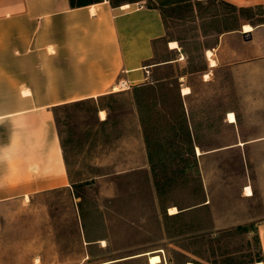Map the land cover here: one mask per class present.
I'll return each instance as SVG.
<instances>
[{
    "label": "rangeland",
    "instance_id": "rangeland-1",
    "mask_svg": "<svg viewBox=\"0 0 264 264\" xmlns=\"http://www.w3.org/2000/svg\"><path fill=\"white\" fill-rule=\"evenodd\" d=\"M129 1L134 0H112ZM158 5L167 36L156 44L152 64L173 55L169 39L179 42L185 56L174 54L182 60L151 67L152 80L174 83L163 91L165 105L154 108L159 125L151 134L164 158L158 151L149 159L133 89L60 108L72 186L5 204L0 264H150L149 255L127 258L144 252L159 254V264H256L262 257L257 203L241 195L246 180L241 149L219 157L216 146L238 137L229 111L245 130L242 138L264 130V7L240 9L216 0H158ZM246 23L254 27L257 42L245 40L242 32L227 39L220 65L203 77V49L216 44L218 31L238 24L243 30ZM182 83L193 87L183 98L188 135L171 116L181 112ZM169 118L173 129L167 127ZM179 146L183 155L176 153ZM253 151L264 154V148ZM174 205L180 213L169 212Z\"/></svg>",
    "mask_w": 264,
    "mask_h": 264
},
{
    "label": "crops",
    "instance_id": "crops-1",
    "mask_svg": "<svg viewBox=\"0 0 264 264\" xmlns=\"http://www.w3.org/2000/svg\"><path fill=\"white\" fill-rule=\"evenodd\" d=\"M145 1L92 0L72 6L70 0H0V212L11 200L72 186L59 131L60 108L116 90H132L152 80L151 67L185 58L180 44L170 46L177 40L169 39L167 48L173 55L152 64L156 44L167 36V25L162 10ZM216 1L237 8L264 7V0ZM240 25L218 31L216 44L203 49L207 65L203 77L220 65L227 39L242 32L245 40L257 42L256 34L240 30ZM184 87L190 91L183 93ZM180 92L186 98L193 87L182 83ZM102 112L100 108L106 120ZM230 123L235 124L238 137L234 143L218 144L217 153L220 157L227 149H241L246 179L241 195L257 203L254 221L264 264V154L250 152L264 148V130L256 128L242 138L245 130L237 117ZM247 187L252 195H246Z\"/></svg>",
    "mask_w": 264,
    "mask_h": 264
},
{
    "label": "trees",
    "instance_id": "trees-1",
    "mask_svg": "<svg viewBox=\"0 0 264 264\" xmlns=\"http://www.w3.org/2000/svg\"><path fill=\"white\" fill-rule=\"evenodd\" d=\"M92 0L88 1V0H70L71 5L72 6H81L84 4H87L89 2H91ZM151 1V3L148 4V6L150 7H156L162 10V8L158 5V0H149ZM112 2V0H111ZM227 4V3H226ZM233 6V5H231ZM235 7V6H233ZM237 8V7H235ZM248 7H240V9H246ZM163 12V10H162ZM167 82H165V79H155L152 80L150 82H146V83H142L139 85H136L135 87H133V95H134V100H135V104L139 113V117H140V121L141 124L143 126L144 129V135H145V142H146V148L148 151V156L149 159H151V161L153 160V155L155 152H160L161 154V160L164 158L163 156V152L162 148L160 149H156V146L159 145V140L152 136L151 132L155 131L156 128L159 125V121L158 119H154L155 117V113H157L159 115V113L155 110L154 108H156L159 105H165V102L162 101L161 96L165 95V89H170V87H172L174 85V83L171 80H166ZM177 98L179 101V107L181 108V112L177 115L173 114L171 116L178 118V123L181 124V128L182 130L180 131V128H178L180 132L185 133L186 135H188L189 133V121H188V116L186 113V109L184 107V99L183 96L181 95L180 92V87L178 86V94H177ZM157 116V115H156ZM170 117V116H168ZM169 126V129H173L175 128V125H173V121L172 119L169 118V121L167 123V127ZM185 147V145H184ZM183 146H179L178 149L179 151H177L176 153L178 155H183L181 152V149L184 148ZM188 147V145H187ZM180 213V212H178ZM176 213V214H178ZM140 257V256H138ZM262 257L260 258L261 261ZM194 264H199L198 261H193Z\"/></svg>",
    "mask_w": 264,
    "mask_h": 264
},
{
    "label": "bare ground",
    "instance_id": "bare-ground-1",
    "mask_svg": "<svg viewBox=\"0 0 264 264\" xmlns=\"http://www.w3.org/2000/svg\"><path fill=\"white\" fill-rule=\"evenodd\" d=\"M253 26L251 25V24H249V23H246V24H244V26H243V30L244 31H251V30H253ZM170 46L171 47H175V48H177L178 46H179V43L177 42V41H171L170 42ZM207 55H212L211 54V52L210 51H208V54ZM216 64V62H215V60H213L212 58H211V65H215ZM190 91V88L189 87H184L183 88V90H182V92L183 93H188ZM230 112V111H229ZM102 114V117L104 118L105 117V114H104V112H102L101 113ZM228 120L230 121V122H235L236 121V116H235V113L233 112V111H231L229 114H228ZM198 149V152L201 154V151H200V149L199 148H197ZM245 193H246V195L247 194H251L252 193V188L251 187H247V188H245ZM252 195V194H251ZM169 212L171 213V214H175V213H177V212H179V209L177 208V206H171L170 208H169ZM103 243L105 244L106 242H105V240H103ZM162 261V258H161V256L159 255V254H157V253H153V252H151L150 254H149V262H150V264H159L160 262ZM103 264H111L110 262H104ZM186 264H194L193 262H187ZM256 264H263V262L262 261H257L256 262Z\"/></svg>",
    "mask_w": 264,
    "mask_h": 264
},
{
    "label": "water",
    "instance_id": "water-1",
    "mask_svg": "<svg viewBox=\"0 0 264 264\" xmlns=\"http://www.w3.org/2000/svg\"><path fill=\"white\" fill-rule=\"evenodd\" d=\"M244 36H246V33H245ZM150 253L151 252L138 253V254H135V255H131V256L127 257V258H133V257H138V256H143V255H149ZM148 258H149V256H148ZM123 259H126V258H121V259H118V260H123Z\"/></svg>",
    "mask_w": 264,
    "mask_h": 264
},
{
    "label": "built area",
    "instance_id": "built-area-1",
    "mask_svg": "<svg viewBox=\"0 0 264 264\" xmlns=\"http://www.w3.org/2000/svg\"><path fill=\"white\" fill-rule=\"evenodd\" d=\"M147 69V68H146ZM147 74L149 73V70H146Z\"/></svg>",
    "mask_w": 264,
    "mask_h": 264
}]
</instances>
